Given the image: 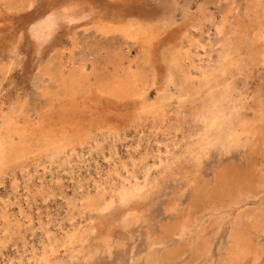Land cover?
<instances>
[{
    "label": "rangeland",
    "instance_id": "374dc122",
    "mask_svg": "<svg viewBox=\"0 0 264 264\" xmlns=\"http://www.w3.org/2000/svg\"><path fill=\"white\" fill-rule=\"evenodd\" d=\"M49 1L80 12L84 0ZM89 1L86 12L108 15V32L85 12L38 48L29 25L48 0H0V264H39L51 238L74 231L86 241L57 243L54 264H264V0ZM126 7L133 16L112 19ZM132 23L158 34L146 52L121 31ZM174 50L181 67L169 63ZM115 53L118 76L134 72L143 95L53 76L67 75L71 59L90 69ZM243 171L260 214L232 240L215 219L238 192L246 198L236 188ZM201 188L215 203L199 205L178 238ZM202 224L215 232L205 261L195 244Z\"/></svg>",
    "mask_w": 264,
    "mask_h": 264
},
{
    "label": "bare ground",
    "instance_id": "6f19581e",
    "mask_svg": "<svg viewBox=\"0 0 264 264\" xmlns=\"http://www.w3.org/2000/svg\"><path fill=\"white\" fill-rule=\"evenodd\" d=\"M33 1L34 0H27V2H26L27 7L31 6L33 4ZM90 2L91 1H89V0H84V1H82V3L80 2L81 5H83L82 6L83 9L80 12H77L75 9V5L71 9L70 8L64 9V7L57 9V8H53V6H55V5H52L51 1L48 0V4H50L49 5L50 9L48 8L46 14L41 19L35 20L34 22H32L29 25V33L32 35L33 39L35 40L37 47L40 48L43 46V44H46L48 41H50V39L52 38V34L56 30V28L59 26V23L61 21L65 22V23L73 22V21H76L78 19H81L79 17V15H82V17H88V15H90L89 18L94 21V25H96L97 29L99 28L101 30L102 34H105L106 32H108L105 29L106 24L103 21L105 19L104 17L108 16V15H106V12L98 11L101 13L97 12L98 14H95V13L93 14L92 12L90 13L88 10L87 11L89 13L85 11L88 7L89 8L91 7L90 5L92 3H90ZM128 8H130V7H128ZM85 12L88 13V15H86V14L83 15ZM110 16L112 17L113 20H116L117 18H119V19H122L121 21H124V20H128L130 16H133V13H131V11H129V9H127V7L124 9L118 8V9L113 10V12H111ZM133 27H134V23L127 26L126 28H123L121 31L123 32V34L125 36H129V37H132L135 40H137L139 42V44L143 47L144 52H146L149 49V47H151L153 42L157 40L158 34L155 31H150L149 28H146V26L141 25L137 29H132ZM107 56L101 64H100V62L91 61L90 69L87 68L85 61L82 63L76 64L77 62H75L73 59H71L70 62H71L72 66H71V69L68 71L67 75L64 76V73H62L63 71L61 68L58 71H56L53 76L56 77L57 79L58 78H60L61 80L64 79L63 81H65L66 79L68 81L74 80V79L75 80L79 79V81H81V84L86 83L88 81L89 77L93 76L95 81L96 80L100 81V83H99L100 86L99 85L98 86L102 88L101 92L108 93V94H110V96L124 97L126 95H135V96L136 95H138V96L143 95V93L140 91L138 85L136 84V78L132 76V75H134V72H130V73L124 72L123 77L121 78L117 74V69H119L121 66H120L119 62H117L118 59L116 57V53L113 54V57L110 55L112 58H110V57L107 58ZM182 58H183V55L180 54L178 51L174 50V52H172L169 56V59H170L169 63L173 67H181L180 63H181ZM181 70H182V68H181ZM50 72L51 71L49 70V73ZM65 86H67V85H65ZM103 88H105V89H103ZM11 123L12 122L8 121V124L11 126L9 128V130H15L14 127H12ZM49 144L52 146V151L55 153L61 151L65 146V142H59V141L58 142H51V143L49 142ZM223 171H225V170H223ZM244 173L245 174L243 175V179L238 181V182L236 181L237 182L236 188L240 189L239 188V186H240L241 188L246 190V191H243L241 189L243 191L242 196L245 194L246 198L241 199L239 197L241 193L238 192V197L235 200L233 198L234 201L232 202L233 208H232L231 212L222 213V214L218 213V216L215 219L216 224H217L215 229L218 230L221 225L225 224L226 229H227V237L232 238V240L233 239L236 240L237 238H243L244 225L246 223H248L253 217H255V215L260 214L259 213V211H260L259 204L257 206H248V204H247L248 199L251 197V193L249 190V186H251V183H249L250 182V176H253V175L248 174L246 172H244ZM238 176H239V174H238ZM232 177H233V175H232ZM223 180H224V178H223ZM244 182L247 183V185L245 187H243V185H242ZM253 183H255V182H253ZM202 186H203V184H202ZM255 186H256V184H255ZM199 189H200V187H199ZM201 191H202V188H201ZM136 192H135V195L139 194V192H137V193ZM196 192L197 193L195 194L194 198H192V203L189 206V209L185 212V216H186L184 218L185 220L179 226H177L176 232L174 231V233H173V235L177 236L178 238H183L185 236V234L188 233L189 223L187 222V220H189V218L191 217V215L193 213L197 212V208L199 205H201L203 202H207V203L209 202L210 205L211 204L213 205L215 203V201H210V198L212 199V196H208L211 194L212 188L209 190H204L202 192H198L196 189ZM130 194H132V192H130L129 189L122 187L119 191H117L116 195H118V197L120 199H126ZM201 197H202V199H200ZM112 201H113V199H112ZM102 207H105V206H102ZM105 209H106V207H105ZM217 211H219V210H217ZM92 230H94V229H92ZM214 233H212L211 231L209 233L208 228L206 227L205 224H202L197 229L196 238H198V240H197V242L195 241L196 242L195 244H197L196 247H197V250L199 253V257L201 259H203L204 261L209 256L210 247L212 245L211 242H212V239L214 237L213 236ZM77 234H79L81 238L80 237L74 238V237H76ZM84 235H86V233L82 234V233H79L77 231H74L73 234H71V236H70L71 238H61V240H59L58 238H53V239L51 238V241L48 244L50 250L48 253L44 251L43 254L39 257V259H37L39 261V264L40 263L41 264H54L53 263L55 260L54 253L56 251L54 246L57 243H59V244L61 243V245L65 246L66 245L65 243H67V242L73 243V241H78L81 244H83V242L86 241V238ZM187 238H189V235L187 236ZM96 240H100V242L103 245L107 244V238H97ZM81 253H83L82 250L78 249V250H76L75 255L78 257V255ZM156 255H157V251L154 249L153 252H151V254L149 256L150 258L148 259V261L156 259ZM222 262H223V260H222ZM19 264H21V263H19ZM202 264H206V263H202ZM225 264H227V263H225Z\"/></svg>",
    "mask_w": 264,
    "mask_h": 264
}]
</instances>
